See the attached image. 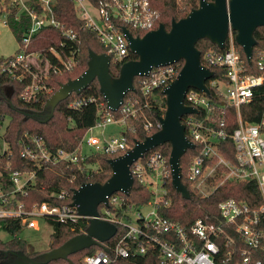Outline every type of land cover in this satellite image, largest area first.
Masks as SVG:
<instances>
[{"label":"built area","instance_id":"1","mask_svg":"<svg viewBox=\"0 0 264 264\" xmlns=\"http://www.w3.org/2000/svg\"><path fill=\"white\" fill-rule=\"evenodd\" d=\"M57 1L0 0V12L4 14L8 27L9 18L13 22L26 23L17 42L16 53L3 58L0 64V71L12 80L21 81L25 75L29 76L30 80L20 94L24 101H37L49 96L52 93V76L70 73L77 64L81 40L74 29L56 18L54 7ZM70 1L76 18L83 23L85 29L96 35L110 61L121 65L130 61L126 60L130 50L124 29L130 33L134 30L145 34L159 26L156 23L157 12L153 9L154 0ZM175 1L181 5L190 0ZM194 1L198 7L199 0ZM46 29L58 31L61 37L57 44L59 51L53 45L47 49L51 58L31 48L36 36ZM226 41L221 51L205 52L200 57V64L213 72V76L206 81L209 93L210 89H214L222 99V107L226 105L236 109V127L230 134L210 127V123L216 118V109L206 98V94L193 89L187 90L183 98L184 106L194 108L198 113L203 110L204 118H195L197 113L184 115L180 119L186 138L194 146L200 147L198 154L187 165L185 178L190 190L201 197L210 195L225 182L254 181L259 189L260 203L253 207L244 201L225 199L217 206L221 224H207L196 220L189 229H185L160 214V209L169 204L166 184L171 179V170L168 158L151 150L129 167L133 183L136 180L150 193V200L143 205L150 210L145 215L137 210L132 218L130 212L135 208L126 201L125 197L128 195L118 192L106 197L107 205L100 204L97 207V218L116 226L117 232L111 238L117 237L116 243L113 248L103 243L97 252L84 256L82 264H111L117 260L144 256L149 250L156 251L160 264H264V111L255 122L244 121L240 114V108L260 95L263 91L261 88L264 89V44L254 59L251 56L248 62L241 60L230 26ZM181 67L176 62L152 68L138 82L143 105L140 106L135 98H123L116 111L118 116L115 118L109 113L103 120L97 121L73 152L62 149L49 151L42 139L24 134L20 141V155L35 169L11 170L7 164L4 167L6 178L3 176L4 171L0 169V222L18 221L22 231L38 228V220L47 223L53 221L85 234L81 224L87 222L89 225L90 217L80 215L77 206L72 205L73 190L79 187L52 193L51 197L62 202L61 204L34 203L27 208L24 203L16 200V195L25 196L27 190L34 186L37 168L50 169L64 163L75 166L77 171L84 168L96 170V165L82 166L87 156L100 154L112 159L129 151L134 146L129 145L127 137L132 129L131 121L137 119L142 108H148L147 99L153 91H163L176 78ZM251 69L258 74L251 73ZM214 70L220 71L219 77L214 78ZM262 95L264 96V92ZM89 104L103 106L96 98L86 97L73 99L68 107L77 110ZM109 124L119 125L122 130L120 134L101 138L91 134L93 128H97L102 135ZM160 128L159 120L155 123L146 121L144 124L146 132H157ZM226 138L233 142L232 162L218 150V143ZM2 142L6 148L0 156L8 148L3 140ZM82 143L89 148V154H82ZM91 149L94 153H91ZM75 179L76 174H73L68 183L72 184ZM118 226L123 229L120 235Z\"/></svg>","mask_w":264,"mask_h":264},{"label":"trees","instance_id":"2","mask_svg":"<svg viewBox=\"0 0 264 264\" xmlns=\"http://www.w3.org/2000/svg\"><path fill=\"white\" fill-rule=\"evenodd\" d=\"M197 8V2L190 0L183 4H176L175 0H154L153 9L157 12L156 23L163 24L166 30H169L172 20L178 21L187 16V14ZM56 18L63 22L67 27L74 29L80 37L79 53L77 55V64L70 73L61 74L59 76H52L50 85L52 93L49 96L42 97L37 101H24L20 98V94L28 84L30 78L25 75L21 81L12 80L6 74L0 71V129L5 120L6 127L1 139L7 144L8 148L2 156H0V169L4 171V167L9 164L11 170L28 171L35 167L22 158L20 155V141L24 134L35 136L44 141L49 151H56L62 149L66 152H73L81 143L83 137L86 135L89 128L93 127L97 121L103 120L106 114H111L113 117L118 116V112H110L105 101L99 91L97 80H93L80 94H70L65 100L59 102L53 110L51 119L44 122V119L49 115L50 110L45 109L47 99L54 94L59 87L69 80L79 77L86 69L89 60V52L97 55L105 54V48L100 44L96 35L85 29L83 23L80 22L75 15L74 7L70 0H58L54 7ZM26 27V23L13 22L9 18V28L11 29L17 42L20 40L22 33ZM134 36H143L144 33L131 30ZM233 38L235 33L232 32ZM255 46L252 49L253 59L257 51L262 48L264 44V27H258L254 34ZM61 37L56 30H42L35 41L32 43V50L40 51V53L47 55V49L53 45L58 51V42ZM227 43V41L225 42ZM235 43V41H234ZM196 48L200 52V57L209 50L221 51L215 44L204 38L198 40ZM241 60L245 61V55L242 49L235 43ZM51 58V57H49ZM126 60H137V57L129 53ZM3 58L0 57V64ZM180 65L183 64L179 61ZM121 63L110 61L109 75L111 78L119 76ZM251 73L258 74V72L251 69ZM220 71L214 70V78L219 77ZM141 77L133 79L134 90L128 92L127 97L135 98L139 101L140 106L143 105L139 92V80ZM248 104L240 108L241 118L244 121H257L264 111V96L262 93ZM94 97L98 103H102L100 107L96 104H89L80 109L74 110L68 107L69 102L73 99ZM206 98L210 101L213 107L215 119L210 123V127L215 130L222 129L225 133L230 134L236 127V109L232 106H221L222 99L218 97L214 89H210L209 95ZM148 108H142V112L138 115L136 120L131 121L132 129L127 133L129 145L133 146L135 141H143L147 136L155 133V130L146 132L144 124L146 121L155 123L159 117H162L165 112V96L162 91L155 90L152 95L148 97ZM219 106V107H218ZM185 116H183L184 118ZM197 119L204 118V111L200 110ZM218 119V120H217ZM221 120L223 122H221ZM199 146L195 145L193 149L187 150L180 159L181 181L189 192V199L183 198L178 192L174 190L171 184V179L167 180L166 187L168 189L169 204L160 209V214L169 218L173 222L178 223L185 229H189L196 220H202L207 224H221V219L218 214V204L229 198L244 201L250 206H257L260 203V193L257 184L251 182H225L214 190L210 195L201 197L189 188V182L185 178V171L191 158L198 154ZM154 151L162 153L166 158H169L170 145L164 144L156 147ZM219 152L229 161H234V146L230 138L218 143ZM148 153H146L147 155ZM145 155V156H146ZM109 157L105 155H89L87 156L82 166L96 165V170L82 169L77 171L75 166H68L67 164H58L50 169L37 168L35 184L27 190L25 196L17 194L16 200L24 203L29 208L34 203H50L61 204L62 202L51 197L52 193L60 192L61 190H70L80 187L85 183H105L111 177V169L108 165ZM4 171V177L6 178ZM73 174H76L75 181L69 184L68 181ZM126 201L135 209L147 204L150 200V193L136 180L130 190ZM119 215V214H118ZM52 227V233L49 238V248L52 250L64 244L67 240L75 235L81 234L78 230H70L69 227L58 224L53 221H48ZM83 232L88 228V223L81 224ZM119 235L123 229L118 226ZM0 230L5 231L12 238L8 241L0 240V264L6 263L10 253H23L31 260H37L41 252L32 250L28 244L19 239L17 234L21 231L18 221H3L0 222ZM115 239H110L105 243V246L113 248L116 243ZM100 247L93 246L82 250L75 254L68 256V259H56L46 264H82L81 259L84 256L92 255L97 252ZM111 264H160L158 255L155 250H149L144 256H136L125 260L113 261Z\"/></svg>","mask_w":264,"mask_h":264},{"label":"water","instance_id":"3","mask_svg":"<svg viewBox=\"0 0 264 264\" xmlns=\"http://www.w3.org/2000/svg\"><path fill=\"white\" fill-rule=\"evenodd\" d=\"M229 26L235 33V43L250 62L256 43L253 34L258 27H264V0H199L198 7L186 17L172 20L169 30L159 24L156 30L142 37H133L124 29L129 50L137 60L123 63L119 76L114 79L109 75V56L89 52L87 69L79 77L62 84L47 99L44 108L49 109L50 113L44 122L51 119L59 102L72 93L80 94L95 79L108 110L116 112L124 96L134 90L135 77L147 76L152 68L179 61L183 64L176 78L162 91L166 108L164 115L158 118L160 130L143 141H135L125 154L108 159L111 177L105 183H85L73 190L72 205L77 206L80 215L90 217L86 233L75 235L58 248L41 253L37 260H31L21 252L10 253L11 257H15L12 264H46L56 259L66 260L68 256L93 246L102 247L103 243L114 237L117 228L97 218V207L100 204L107 205L106 197L114 193L129 195L133 186L130 165L145 153L164 144L170 145L168 161L172 187L183 198L189 199V192L181 181L180 159L187 150L194 148V144L186 138L180 119L184 115L197 114L198 111L184 106L183 98L189 89L208 95L206 81L213 76L212 71L201 66L200 52L195 45L198 40L206 38L223 49Z\"/></svg>","mask_w":264,"mask_h":264},{"label":"rangeland","instance_id":"4","mask_svg":"<svg viewBox=\"0 0 264 264\" xmlns=\"http://www.w3.org/2000/svg\"><path fill=\"white\" fill-rule=\"evenodd\" d=\"M2 9V2H0V10ZM18 49L17 40L14 37L11 29L5 24V16L0 12V57L7 58L13 56ZM7 119L5 120L3 126L0 129V155L5 150V145L1 140V135L4 132L6 127ZM121 127L117 124H109L105 127L103 134L101 135V130L93 128L91 134L98 136L99 138L103 136H117L121 132ZM89 135V134H88ZM90 153L88 147L85 143H82V154L87 155ZM91 153L94 151L91 149ZM214 185V183L212 184ZM139 210L143 215L147 214L150 210L147 206H140L136 209H133L130 214L131 217H134V214ZM38 228L36 229H23L17 234L19 239L25 241L28 246L36 252H46L49 248V238L52 233V227L44 220L37 221ZM12 238L11 235L6 233L3 230H0V240L8 241ZM12 258L14 260L12 261ZM9 260L5 264H12L15 261V257H9ZM82 260V259H81ZM82 263V262H81Z\"/></svg>","mask_w":264,"mask_h":264},{"label":"flooded vegetation","instance_id":"5","mask_svg":"<svg viewBox=\"0 0 264 264\" xmlns=\"http://www.w3.org/2000/svg\"><path fill=\"white\" fill-rule=\"evenodd\" d=\"M8 260H9V259L5 260V262L8 261ZM13 260H14V258H12V261H13Z\"/></svg>","mask_w":264,"mask_h":264}]
</instances>
